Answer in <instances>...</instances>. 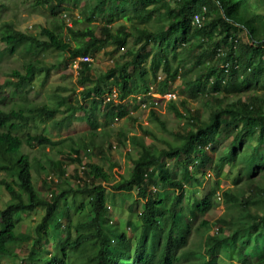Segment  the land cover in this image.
<instances>
[{"label": "trees", "instance_id": "trees-1", "mask_svg": "<svg viewBox=\"0 0 264 264\" xmlns=\"http://www.w3.org/2000/svg\"><path fill=\"white\" fill-rule=\"evenodd\" d=\"M71 1L33 0L32 6L52 15L32 32L20 29L7 13L14 0H0L3 53L22 60L0 80V188L9 195L0 208V261L12 256L16 264H222L216 259L221 254L240 264H264V173L255 176L264 164V0H80L77 12L65 4ZM195 12L203 15L200 26L191 23ZM119 48L121 57L112 58ZM102 51L110 59L94 66L91 59ZM50 54L53 59H46ZM81 55L88 59H78ZM65 61L77 63L84 101L63 102L58 93L50 101L30 98V85L23 83L37 73L45 81ZM177 78L182 97L176 101ZM152 91L174 93L166 101L184 120L182 126H167L148 103ZM189 101L201 105L194 108ZM141 106L171 139L141 125L140 133L117 134L116 144L127 148L131 161L130 170L117 178L99 162L82 161V149L90 157L109 156L115 143L109 136L99 138L108 133L104 126ZM79 110L88 137L29 131L31 121L39 120L61 133ZM223 135L229 136L228 150L216 159L210 148ZM238 155L235 183L217 191L205 169L219 175ZM106 187L120 192L118 202L130 212L141 201L133 238L126 234L125 220L113 218L110 204L117 201L109 203ZM186 190L201 192L193 205L183 204ZM79 195L87 197L86 204L76 205ZM217 202L224 205L222 215L194 223ZM71 204L87 210L86 216L74 220ZM38 208L42 215L35 232L20 230L21 216ZM211 222L214 233L206 232L190 249L192 228L200 234ZM19 240L31 245L18 246ZM237 240L238 246L230 247Z\"/></svg>", "mask_w": 264, "mask_h": 264}, {"label": "rangeland", "instance_id": "rangeland-1", "mask_svg": "<svg viewBox=\"0 0 264 264\" xmlns=\"http://www.w3.org/2000/svg\"><path fill=\"white\" fill-rule=\"evenodd\" d=\"M33 0H14V4L12 5V11H8L9 15H11L12 18H16L18 26L22 30H32V32H38V26L42 23H45L49 17H51L52 14H50L47 10L43 9L41 6H32ZM66 5H69V8H73L74 11L77 12L79 9L80 5V0H74L71 2L65 3ZM63 12V11H62ZM15 13V14H14ZM119 21H122V18L118 19ZM61 35H64L63 30H60ZM65 37V35L63 36ZM132 40L129 39L127 42V46H131ZM3 43L0 41V80H4L7 77L8 72L10 71L11 68H20L21 67V57L19 55H6L3 53ZM110 48L108 46L106 49ZM105 49V50H106ZM124 51L123 48H119L113 55L112 58H120L122 52ZM90 57V56H89ZM46 59L51 60L53 59V56L47 55ZM110 59L109 55H106L105 51L100 52L97 54L94 58L91 59L92 64L94 66H101L104 65L106 60ZM187 61V60H186ZM77 63L76 62H70V61H65L62 62L60 65L55 67L47 76V78L44 81V75L42 73H37L35 75V78L32 80V82H29V84H25V87L30 85V93L29 97L33 98L35 101H40V100H46L50 101L52 99V94L53 93H58L60 98L63 100V102H69L75 98H79V102L81 103L83 98L80 95V90L82 88L81 85L78 84L77 82ZM180 79L177 78L173 82V87L172 91L176 93V101L179 99V97H182V94L180 92ZM114 87V86H113ZM150 97L148 99L149 105L154 106L162 115V117L166 120V124L168 127L171 128H177L179 126H182L184 120L179 119L172 110L168 108L167 105V94H159L157 92H150ZM189 105L194 108H198L201 105L200 101H189ZM202 113H204L202 106L200 108ZM85 116L83 115V112L79 110L75 115L73 114L71 116V120H73L70 123V128L65 130L63 129L61 133H58L56 130L52 129L48 123L41 122L39 120H34L31 121V126L29 128V131L31 133H45L48 135H51L52 138H60L65 135H79L82 134L85 137H88V131L89 127L87 123L85 122ZM100 122L102 121L101 119H98ZM141 125L143 128H146L147 130H150L153 132V134L157 137L164 136L167 137V139H171L172 135L169 134L167 131L164 132L161 126L155 121L151 120L148 116L147 108L144 109L143 106L138 107L137 109L131 110L127 115L117 118L112 120L111 122H107L106 125L104 126L107 130L106 135H101L99 138L104 137L106 138L107 136L111 137V143L112 145L115 143V146L111 148V152L109 156H106V158L101 159L98 157H90L88 152L84 149H82L79 152V156L82 158V161H86L89 159H92L93 161L101 163L104 167L109 169L110 172H112V176L114 178L119 177V175L123 172H128L131 168V161L127 159L125 150L127 149L124 145L121 144H116V136L117 134H125L126 131H134L136 133H140V126ZM100 128H98L99 130ZM65 130V131H64ZM145 140L146 142H153L152 137L145 135ZM99 138H96V140H100ZM228 140L229 136L223 135L219 141L214 144V146H211L210 150L212 151V155L214 158H218L222 154H226V151L228 150ZM246 142V138L244 139ZM110 142V140H109ZM154 143V142H153ZM161 145V141H155V145ZM243 148V147H241ZM47 149V147H46ZM245 149V148H244ZM209 150V151H210ZM58 157V156H56ZM240 156L238 155L233 161H226L222 167L221 173L219 175H215L211 169H205L206 173L205 176H208V179L212 186L216 187L218 189L217 191H220L221 189L225 188L226 186H231L235 183L234 180V175L237 173V168H236V163L239 162ZM46 163V162H45ZM77 163L74 162L73 164L71 163V167L73 165L75 166ZM203 163L202 165H204ZM111 165V167H109ZM168 165L171 170H175L177 174H179V168H175V163L173 160L168 161ZM264 164L260 163L259 167H263ZM255 173V176H260L264 173L263 169H258ZM68 171V172H69ZM192 171H195V173L198 175V177H202V171H200L198 168L192 167ZM0 176H2L0 174ZM206 179V177H203ZM39 179H42L40 177ZM36 180V179H35ZM37 183H40V180H38ZM188 185V184H187ZM197 186L195 183H191L190 187ZM188 187V186H185ZM107 188V196L109 197V203L112 201H117V203L110 204V211L112 212L113 218H116L119 223L120 220H125L122 224L125 226L126 229V234L127 236L133 238L137 234L138 230V224L139 222V217H138V212L141 210V201H137L134 210L133 211H128L125 206H120L118 199H120V192H111L109 187ZM191 190V188H189ZM46 190L43 191L45 193ZM136 191H132V195L135 197ZM201 192L200 191H195L191 192L186 190L185 194L183 195V204L186 205H193V203L200 198ZM8 193L3 189L0 188V208L5 205V201L8 199ZM215 196V195H214ZM87 197L83 195H79L75 199L76 205L78 203H83L86 204ZM67 206V205H66ZM70 211H71V216L74 220H79L86 216L87 210H80V208H76L74 204L70 205ZM224 205L221 202H217L212 209L207 211V213L203 216L198 215L194 219V223H197L202 217L208 219L209 221H212L215 219V217H218L219 215H222L224 213ZM81 211V212H80ZM42 215L41 208H38L37 210L31 212L30 214H24L21 216V222L19 224V229L22 231H30L32 234L35 232L34 231V226L36 223L40 220V217ZM181 219H185L182 215ZM213 224V222H211ZM210 224L209 227H202L200 229V234L196 232V229L192 228L191 233L189 235V241L188 245L190 249L195 250L200 244V238L202 239L205 236V233H214L215 231V226L214 224ZM227 229L224 228L221 232V235H226ZM51 241H53V238H51ZM10 243H16V241H10ZM18 246H25L28 248L31 245L30 240H19L17 242ZM239 244L238 240L236 243H232L230 247H237ZM182 249V248H181ZM180 249V250H181ZM16 253L19 255H22V249L19 247L16 248ZM193 257H197V255H192ZM216 259L222 263V264H240L238 261L235 260H226L225 257L221 254L216 255ZM18 261L17 258L14 259L12 256L8 257H3L0 261V264H16ZM183 263H186L182 259ZM188 263V262H187Z\"/></svg>", "mask_w": 264, "mask_h": 264}, {"label": "built area", "instance_id": "built-area-1", "mask_svg": "<svg viewBox=\"0 0 264 264\" xmlns=\"http://www.w3.org/2000/svg\"><path fill=\"white\" fill-rule=\"evenodd\" d=\"M202 22H203V15H201V13H199V12L193 13L191 23L194 25L200 26L202 24ZM78 59H81V60L88 59V56L87 55H81L78 57ZM166 94L168 96L167 99L175 96L174 93H172V92L164 93V95H166Z\"/></svg>", "mask_w": 264, "mask_h": 264}]
</instances>
